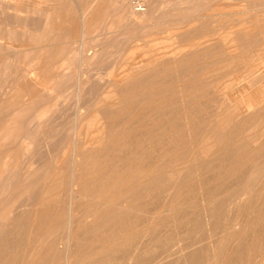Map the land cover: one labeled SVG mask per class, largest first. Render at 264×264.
<instances>
[{
    "label": "rangeland",
    "instance_id": "rangeland-1",
    "mask_svg": "<svg viewBox=\"0 0 264 264\" xmlns=\"http://www.w3.org/2000/svg\"><path fill=\"white\" fill-rule=\"evenodd\" d=\"M101 3L105 4L102 5L105 9ZM97 8L103 9L102 12ZM48 9H51L50 12ZM62 11L65 15L60 14V17L58 14ZM48 14L53 16V20L59 19L60 25L45 28ZM85 15H91L99 22L93 25V31L82 38L78 32L81 17ZM263 23L264 0H1L0 66H4L5 70L0 72V122L3 121L0 128L7 129L9 126V129L7 133L3 130L0 141L3 143L0 146V264H264ZM62 24L64 27H60ZM196 42L199 44L197 47ZM132 45L131 50L129 47ZM129 51H135L134 56H138V60L148 61L142 60L141 66L138 65L140 68H133V72L124 76L129 79L121 82L116 70L122 68L124 54ZM46 60L54 64L59 60L65 64V71L43 75ZM28 62L36 71H25ZM144 63L146 66L142 65ZM205 65L208 66L207 70ZM246 65H249L247 70ZM6 66L7 70L11 67V71L7 72ZM193 70L198 73L192 76ZM110 71L115 73L111 75ZM211 71L215 73L208 74ZM55 73L56 77L53 75ZM234 78H242L240 81L243 87L228 91L229 100L233 104L226 109L222 104L225 98L212 90L216 83L217 86L222 83L228 85ZM21 81L26 82L22 84ZM37 84L44 91L40 92V88L30 93L29 88ZM16 90L21 91L20 96L25 98L24 101L21 97V102L26 106L21 102L19 104L20 98H12ZM206 94L208 98H205ZM190 100L192 102L188 103ZM200 102L205 109H198L203 108ZM26 107L31 110L27 109L24 117H17L16 114ZM38 109L42 110L40 114ZM252 109L254 112L250 111V116L248 112ZM213 113L215 115L212 116ZM232 113L236 116H232ZM238 114L240 117L236 122ZM96 117L102 119L105 126L106 133L102 137L97 135V128L91 124V119ZM223 117L228 118L227 122L230 120L232 124L226 125L231 124L228 129L236 133L237 138L229 136L220 140L221 144L219 139L215 140L211 131L217 126L216 119ZM204 120L206 123H203ZM239 127L241 133L237 129ZM207 128L211 131H207ZM15 130L20 132L15 134ZM91 132L95 143L89 145L85 140ZM210 144L214 145L208 146ZM204 152H209L208 156ZM206 156L210 159L206 160ZM195 157L198 159L196 163ZM73 170L78 171L77 176L75 174L74 198L70 199L68 196L72 189L70 181L75 173ZM248 190L249 193L253 192L249 195ZM57 197L61 198L58 203L56 201L60 198L55 200ZM202 200H206L205 203ZM246 200L248 205L244 202ZM211 203L214 204L211 206ZM259 257H262L261 261Z\"/></svg>",
    "mask_w": 264,
    "mask_h": 264
},
{
    "label": "bare ground",
    "instance_id": "bare-ground-1",
    "mask_svg": "<svg viewBox=\"0 0 264 264\" xmlns=\"http://www.w3.org/2000/svg\"><path fill=\"white\" fill-rule=\"evenodd\" d=\"M0 1H1V0H0ZM97 1H98V0H97ZM2 2H4V1H2ZM45 2H46V1H45ZM57 2H58V1H57ZM43 3H44V2H43ZM88 4H89V3H88ZM88 4H87V5H88ZM114 4H116V3H114ZM180 4H181V3H180ZM5 5H6V4H5ZM36 5H37V4H36ZM51 5H52V4H51ZM95 5H96V4H95ZM102 5H103V4L101 3V6H102ZM104 5H105V4H104ZM104 5H103V6H104ZM124 5H125V4H124ZM139 5H140V4H139ZM18 6H19V5H18ZM45 6H46V4H45ZM78 6H79V4H78ZM78 6H77V7H78ZM103 6H102V7H103ZM106 6H108V5H106ZM109 6H110V5H109ZM122 6H123V5H122ZM42 7H43V5H42ZM48 7H49V6H48ZM99 7H100V6H99ZM127 7H128V6H127ZM26 8H27V7H26ZM34 8H35V7H34ZM40 8H41V7H40ZM46 8H47V7H46ZM46 8H45V10H46ZM103 8H104V7H103ZM124 8H125V7H124ZM131 8H132V7H131ZM53 9H54V8H53ZM80 9H81V7H80ZM104 9H105V8H104ZM110 9H111V6H110ZM114 9H115V8H114ZM128 9H130V8H128ZM188 9H189V8H188ZM9 10H10V9H9ZM48 10H49V9H48ZM50 10H51V9H50ZM50 10H49V12H50ZM60 10H61V9H60ZM60 10H59V11H60ZM68 10H69V9H68ZM85 10H86V9H85ZM88 10H89V9H88ZM96 10L102 12L103 9L100 10V8H97ZM180 10H181V9H180ZM180 10H179V11H180ZM245 10H246V9H245ZM81 11H82V9H81ZM108 11H109V7H108ZM137 11H138V10H137ZM16 12H17V11H16ZM20 12H22V11H20ZM43 12H44V11H43ZM46 12H47V10H46ZM51 12H52V11H51ZM56 12H57V11H56ZM63 12H64V11H62V13H59L58 15H60V14H64ZM89 12H90V11H89ZM101 12H100V13H101ZM103 12H104V11H103ZM39 13H40V12H39ZM68 13H69V12H68ZM77 13H78V12H77ZM244 13H246V12H244ZM94 14H95V13L93 12L92 15L94 16ZM201 14H202V13H201ZM54 15H56V14H54ZM64 15H65V14H64ZM70 15H71V14H70ZM78 15H79V14H78ZM80 15H81V13H80ZM96 15H97V14H96ZM143 15H144V14H143ZM56 16H57V15H56ZM68 16H69V15H68ZM75 16H76V15H75ZM93 16H91V15H90V16H89V15H85V16H82V17H81V21H80V25H79V26H80V30H79L78 33H80V35L82 36V38H84L86 34H88V33H90L91 31H93V28H94L93 25H97L96 23L99 22V21L96 22V21L93 19ZM40 17H41V16H40ZM60 17H61V15H60ZM99 17H101V16H99ZM142 17H143V16H142ZM147 17H148V16H147ZM186 17H187V16H186ZM58 18H59V16H58ZM65 18L67 19V17H65ZM65 18H61V19H64V20H65ZM179 18H180V17H179ZM215 18H216V17H215ZM72 19H73V18H72ZM76 19H77V17H76ZM148 19H149V18H148ZM192 19H193V18H192ZM93 20H94V21H93ZM96 20H97V19H96ZM98 20H101V19L98 18ZM106 20H107V19H106ZM108 20H109V19H108ZM54 21H55L57 24H53V23H55ZM61 21H63V20H61ZM65 21H67V20H65ZM73 21H74V20H73ZM103 21H104V20H103ZM171 21H172V20H171ZM177 21H178V20H177ZM180 21H181V20H180ZM26 22H27V21H26ZM28 22H29V21H28ZM28 22H27V23H28ZM134 22H135V21H134ZM59 23H60L59 19L53 20V16H52L51 14H48V15H47V19L45 20V24H44V25H45V28H49V27H51V26H55V25H58V26H59V25H60ZM65 23H66V22H65ZM73 23H75V21H74ZM73 23H71V24H73ZM77 23H78V22H77ZM148 23H149V22H148ZM239 23H243V24H245L244 22H239ZM66 24H67V23H66ZM71 24H70V26H71ZM150 24H151V22H150ZM263 24H264V23H263ZM41 25H42V24H41ZM102 25L104 26L103 22H102ZM202 25H203V24H202ZM79 26H78V28H79ZM106 26H107V25H106ZM197 26H198V25H197ZM246 26H247V25H246ZM254 26H255V25H254ZM60 27H64V25L62 24ZM72 27H73V26H72ZM96 27H98V26H96ZM235 27H236V26H235ZM238 27H239V26H238ZM241 27H242V26H241ZM241 27H240V28H241ZM252 27H253V26H252ZM255 27H257V26H255ZM262 27H263V26H262ZM67 28H68V27H67ZM98 28H99V27H98ZM140 28H141V27H140ZM193 28H195V27H193ZM230 28H231V27H230ZM232 28H233V27H232ZM240 28H238V29H240ZM247 28H249V27H247ZM253 28H254V27H253ZM75 29H76V28H75ZM137 29H138V28H137ZM149 29H150V28H149ZM202 29H203V28H202ZM235 29H236V28H235ZM238 29H237V30H238ZM141 30H142V28H141ZM189 30H190V29H189ZM231 30H233V29H231ZM237 30H235V31H237ZM241 30H242V29H241ZM65 31H67L66 28H65ZM73 31H74V28H73ZM73 31H72V33H73ZM75 31H76V30H75ZM100 31H101V30H100ZM184 31H185V30H184ZM195 31H196V30H195ZM195 31H194V32H195ZM257 31H258V30H257ZM63 32H64V31H63ZM103 32H104V31H103ZM129 32H130V31H129ZM131 32H133V31H131ZM249 32H250V31H249ZM249 32H248V33H249ZM78 33H77V34H78ZM92 33H94V32H92ZM192 33H193V32H192ZM196 33H197V32H196ZM198 33H199V32H198ZM254 33H255V32H254ZM59 34H61V33H59ZM73 34H74V33H73ZM199 34H200V33H199ZM249 34H250V33H249ZM252 34H253V32L251 33V35H252ZM261 34H262V33H261ZM263 34H264V33H263ZM25 35H26V34H25ZM56 35H57V34H56ZM56 35H55V37H56ZM62 35H63V34H62ZM64 35H66V33H65ZM138 35H139V34H138ZM33 36H34V35H33ZM47 36H48V35H46V37H47ZM67 36H68V35H67ZM199 36H201V34H200ZM219 36H220V35H219ZM9 37H10V36H9ZM59 37H60V36H59ZM68 37H70V36H68ZM76 37H77V36H76ZM171 37H172V36H171ZM171 37H170V38H171ZM245 37H246V36H245ZM251 37H252V36H250V38H251ZM47 38H48V37H47ZM87 38H88V37H87ZM188 38H189V37H188ZM261 38H262V37H261ZM29 39H30V37H29ZM70 39H71V38H70ZM172 39H173V37H172ZM182 39H185V38H182ZM191 39H192V38H191ZM229 39H230V38H229ZM0 40H1V39H0ZM86 40H87V39H86ZM257 40H258V39H257ZM257 40H256V42H257ZM3 41H4V40H3ZM33 41H34V40H33ZM182 41H183V40H182ZM191 41H192V40H191ZM1 42H2V40H1ZM41 42H42V41H41ZM67 42H68V40H67ZM82 42H83V41H82ZM197 42L200 43L199 40H198ZM197 42H196V43H197ZM5 43H6V42H5ZM45 43H47V42H45ZM136 43H137V42H136ZM191 43H192V42H191ZM193 43H194V42H193ZM202 43H204V41H203ZM263 43H264V42H263ZM6 44H7V43H6ZM10 44H11V43H10ZM17 44H18V43H17ZM27 44H28V43H27ZM41 44H42V43H41ZM54 44H55V43H54ZM56 44H57V43H56ZM67 44H68V43H66L65 45L67 46ZM91 44H92V43H91ZM174 44H175V43H174ZM180 44H181V43H180ZM185 44H186V43H185ZM187 44H188V42H187ZM197 44H198V43H197ZM200 44H201V43H200ZM255 44H256V43H255ZM7 45H8V44H7ZM23 45H24V44H23ZM192 45H193V44H192ZM202 45H203V44H202ZM246 45H247V44H246ZM253 45H254V44H253ZM253 45H252V46H253ZM48 46H49V45H48ZM54 46H55V45H54ZM54 46H53V47H54ZM193 46H194L193 48H195V45H193ZM197 46H199V44L196 45V47H197ZM243 46H244V47H247V46H245V45H243ZM60 47H61V45H60ZM131 47H133V45L129 47V48L132 50L133 48H131ZM136 47H137V46H136ZM136 47H135V48H136ZM181 47H182V46H181ZM181 47H180V48H181ZM185 47H188V45L185 46ZM260 47H261V46H260ZM2 48H4V47L2 46ZM13 48H14V47H13ZM180 48H179V49H180ZM242 48H243V47H242ZM99 49H100V48H99ZM130 49H129V50H130ZM184 49H185V48H184ZM184 49H183V50H184ZM235 49H236V48H235ZM242 50H243V49H242ZM24 51H25V50H24ZM236 51H237V50H236ZM90 52H91V51H90ZM188 52H190V51H188ZM244 52H245V51H244ZM248 52H249V51H248ZM141 53H142V52H141ZM180 53H181V52H180ZM180 53H179V54H180ZM184 53H185V51H184ZM241 53H242V52H241ZM134 54H135V51H134V52H133V51L126 52V54H124V61H123L122 64H121V65H122V68H121L120 70H116V73H117V72L119 73V74H118V73H117V74L120 76L119 78H120L121 82H122V81H125V80H127V79H129L128 77L126 78V77H124V76L127 75L128 73L133 72L134 69L137 68L138 65H139L140 63H142V62L145 61V60L142 59L143 61L141 60V61H142V62H141L140 60L137 59L138 56H134ZM142 54H143V53H142ZM175 54H176V53H175ZM187 54L189 55L190 53H187ZM195 54H197V53H195ZM244 54H245V53H244ZM16 55H17V54H16ZM64 55H65V54H64ZM143 55H144V54H143ZM143 55H142V56H143ZM183 55H185V54H183ZM192 55H193V54H192ZM192 55H191V57H192ZM238 55H239V54H238ZM19 56H20V55H19ZM54 56H55V55H54ZM57 56H58V54H57ZM93 56H94V55H93ZM173 56H174V55H173ZM242 56H243V54H242ZM17 57H18V56H17ZM33 57H35V55H34ZM40 57H41V56H40ZM95 57H96V55H95ZM135 57H136V58H135ZM191 57H190V58H191ZM193 57H194V56H193ZM239 57H240V56H239ZM5 58H6V55H5ZM5 58H4V59H5ZM22 58H23V57H22ZM63 58H64V57H63ZM174 58H175V57H174ZM194 58H195V57H194ZM194 58H193V61H194ZM14 60H15V59H14ZM23 60H24V59H23ZM36 60H37V59H36ZM40 60H41V59H40ZM195 60H196V59H195ZM6 61H7V60H6ZM12 61H13V59H12ZM43 61H44V58H43ZM46 61H47V60H46ZM48 61H49V60H48ZM48 61H47V64H46L45 70L42 71V74H43V75H44L45 73H47V72H48V73H49V72H58V73H59L60 71H62V72L65 71V69H66L65 64L59 62V60H58V62L56 61L55 64H54L53 62H48ZM53 61H54V60H53ZM63 61H64V59H63ZM65 61H66V60H65ZM94 61H95V60H94ZM94 61H93V62H94ZM147 61H148V60L146 59L145 62H147ZM152 61H153V60H152ZM152 61H151V62H152ZM260 61H261V60H260ZM90 62H91V61H90ZM2 63H3V62H2ZM2 63H1V64H2ZM5 63H7V62H5ZM11 63H12V62H11ZM14 63H15V62H14ZM14 63H13V64H14ZM21 63H22V61H21ZM33 63H34V62H33ZM69 63H70V62H69ZM186 63H187V62H186ZM186 63H185V64H186ZM239 63H240V62H239ZM239 63H238V64H239ZM243 63H244V62H243ZM22 64H23V63H22ZM39 64H41V63H39ZM165 64H166V63H165ZM174 64H176V62H175ZM185 64H184V65H185ZM240 64H241V63H240ZM244 64H245V63H244ZM24 65H25V63H24ZM41 65H43V64H41ZM142 65H145V63L142 64ZM177 65H178V64H177ZM180 65H181V64H180ZM182 65H183V64H182ZM187 65H188V64H187ZM199 65H200V64H199ZM212 65H213V64H212ZM241 65H242V64H241ZM7 66H8V65H7ZM7 66H6V70L8 69ZM11 66H12V65H11ZM26 66L28 67L27 70H25L26 72H27L28 70H29V72H30V71H36L35 69L32 68V66H31V64H30L29 62L26 63ZM39 66H40V65H39ZM140 66H141V64H140ZM145 66H146V65H145ZM163 66H164V65H163ZM189 66H190V65H189ZM192 66H193V65H192ZM206 66H207V65H205V68H206ZM209 66H210V65H209ZM246 66H247V65H246ZM257 66H258V65H257ZM259 66H260V65H259ZM3 67H4V66H3ZM3 67H2V68H3ZM13 67H14V66H13ZM19 67H20V66H19ZM123 67H125V68H123ZM126 67H128V68H126ZM207 67H208V66H207ZM2 68H1V66H0V72H1V70H5V67H4V69H2ZM10 68H11V67H9V70H7V72H8V71H11ZM14 68H15V67H14ZM133 68H134V69H133ZM138 68H140V67H138ZM165 68H166V67H165ZM201 68H202V67H201ZM201 68H200V70H201ZM243 68H245V67H243ZM247 68L249 69V65H248L245 69L247 70ZM252 68H255V67L252 66ZM256 68H257V67H256ZM18 69H19V68H18ZM238 69H239V68H238ZM238 69H237V70H238ZM13 70H14V69H13ZM16 70H17V69H16ZM41 70H42V69H41ZM41 70H39V71H41ZM177 70H178V68H177ZM196 70H197V69H196ZM202 70H204V69H202ZM206 70H207V68H206ZM206 70H205V71H206ZM230 70H231V69H230ZM240 70H241V69H240ZM242 70H243V69H242ZM242 70H241V71H242ZM250 70H251V69H250ZM250 70H249V72H250ZM190 71H191V70H190ZM193 71H194V70H193ZM205 71H204V72H205ZM209 71H210V70H209ZM209 71H207V72H209ZM215 71H217V69H215ZM218 71H219V69H218ZM238 71H239V70H238ZM251 71H253V70H251ZM260 71H261V69H260ZM62 72H61V73H62ZM110 72H111V73H110L111 75H112V73H115V72H112V71H110ZM181 72H182V71H181ZM196 72H197V71L192 72L191 75L193 76V73H196ZM200 72H202V71H200ZM219 72H221V70H220ZM223 72H224V71H223ZM234 72H235V71H234ZM239 72H240V71H239ZM257 72H258V71H257ZM261 72H262V71H261ZM12 73H13V71H12ZM24 73H25V72H24ZM40 73H41V72H40ZM61 73H60V74H61ZM197 73H198V72H197ZM212 73H215V72H214V71H213V72L211 71V73H208V74H212ZM228 73H229V72H228ZM4 74H6V75H4V76H7V73H4ZM10 74H11V73H10ZM37 74H38V73H37ZM117 74H115V75H117ZM0 75H1V74H0ZM14 75H15V74H14ZM21 75H22V74H21ZM34 75H35V74H34ZM53 75H55V77H56V73L53 74ZM53 75H52V76H53ZM61 75H62V74H61ZM111 75H110V76H111ZM132 75H133V74H132ZM185 75H186V74H185ZM185 75H184V76H185ZM189 75H190V74H189ZM1 76H2V75H1ZM9 76H10V75H9ZM108 76H109V75H108ZM133 76H134V75H133ZM152 76H153V75H152ZM194 76H195V75H194ZM203 76H205V75H203ZM246 76H247V75H246ZM7 77H8V76H7ZM22 77H24V76H22ZM32 77H33V76H32ZM42 77H44V76H42ZM46 77H48V75H47ZM57 77H59V75H57ZM112 77H113V76H112ZM131 77H132V76H131ZM135 77H136V76H135ZM5 78H6V77H5ZM10 78H11V77H10ZM13 78H14V77H13ZM53 78H54V77H53ZM106 78H107V77H106ZM117 78H118V76H117ZM216 78H217V77H216ZM18 79H19V78H18ZM23 79H25V78H23ZM34 79H35V78H34ZM37 79L40 80L39 78H37ZM48 79H49V78H48ZM85 79H86V78H85ZM101 79H102V78H101ZM108 79H109V78H108ZM112 79H113V78H112ZM112 79H111V80H112ZM146 79H147V78H146ZM185 79H186V78H185ZM193 79H194V78H193ZM241 79H242V78H241ZM241 79H240V80H241ZM8 80H9V79H8ZM12 80H13V79H12ZM25 80H27V79H25ZM53 80H55V79H53ZM114 80H115V79H114ZM139 80H140V79H139ZM180 80H181V79H180ZM191 80H192V79H191ZM207 80H208V79H207ZM240 80L234 78V80L232 79V81H231L228 85H223V83L221 82V83H222L221 85H218V86H217V83H216V86H214V89L212 90V91H214L213 93H216V94H218V95H221V96H223V97L225 98V99H224L225 102L222 103L224 108H226V109H227L228 107L231 108L230 106H231L233 103L230 102V100H229V97H228V91H230V89L240 88V87L242 86V84H241L242 82H241ZM15 81H16V80H15ZM15 81H14V82H15ZM27 81H28V83H29V82H30V79L27 80ZM99 81H100V80H99ZM104 81H105V80H104ZM183 81H186V80H183ZM187 81H188V80H187ZM211 81H212V80H211ZM229 81H230V80H229ZM246 81H247V80H246ZM260 81H261V80H260ZM6 82H7V81H6ZM14 82H13V83H14ZM21 82H23L22 84H24V82H26V81H21ZM53 82H54V81H53ZM95 82H96V81H95ZM97 82H98V80H97ZM190 82H191V81H190ZM195 82H196V81H195ZM205 82H207V81L205 80ZM213 82H214V81H213ZM7 83H8V82H7ZM13 83H11V86H12ZM30 83H33V82L31 81ZM38 83H39V82H38ZM79 83H80V79H79ZM87 83H88V82H87ZM103 83H104V82H103ZM179 83H180V82H179ZM188 83H189V81H188ZM209 83H210V82H209ZM211 83H212V82H211ZM214 83H215V82H214ZM224 83H225V82H224ZM226 83H227V82H226ZM3 84H4V83H3ZM14 84H15V83H14ZM16 84H18V82H16ZM90 84H91V83H90ZM108 84H109V83H108ZM151 84H152V83H151ZM212 84H213V83H212ZM19 85H20V84H19ZM29 85H30V84H28V86H29ZM35 85H36V84H35ZM38 85H39V84H37V86H33V85H32V86L29 88L30 93H34V92L38 91V90L41 88V86H40V88H39ZM110 85H111V84H110ZM168 85H169V84H168ZM222 85H223V86H222ZM13 86H15V85H13ZM16 86H17V85H16ZM26 86H27V84H26ZM107 86H108V85H107ZM137 86H138V85H137ZM141 86H143V84H142ZM191 86H192V84H191ZM199 86H201V84L198 85V88H199ZM202 86H203V85H202ZM211 86H213V85H211ZM249 86H250V85H249ZM3 87H4V86H3ZM17 87H19V86H17ZM78 87H79V86H78ZM105 87H106V86H105ZM110 87H111V86H109V88H110ZM155 87H156V86H155ZM181 87H182V89L184 88L183 86H181ZM207 87H208V85H207ZM242 87H243V86H242ZM244 87H245V86H244ZM79 88H80V87H79ZM137 88H138V87H137ZM156 88H158V87H156ZM174 88H175V87H174ZM176 88H177V87H176ZM187 88H189V87L187 86ZM208 88H209V87H208ZM8 89H9V88H8ZM20 89H21V88H20ZM89 89H92V88H89ZM103 89H104V88H103ZM192 89L194 90V88H192ZM192 89H191V90H192ZM12 90H13V89H12ZM12 90H11V92H12ZM24 90H25V88H24ZM42 90L44 91V88H41L40 92H41ZM59 90H60V89H59ZM87 90H88V89H87ZM130 90H131V89H130ZM144 90H145V89H144ZM146 90H147V89H146ZM172 90H173V89H172ZM180 90H181V88H180ZM191 90H190V92H191ZM193 90H192V91H193ZM195 90H196V89H195ZM244 90H245V89H244ZM16 91H17V92H14V91H13L14 93L12 94V95H13L12 98L15 99V100H16V99L18 100V98H20V101H18V102H19V104H21V103H22V102H21V99L24 98V97L20 96V95H21V93H20L21 91H20V90H16ZM82 91H83V90H82ZM84 91H85V89H84ZM103 91H104V90H103ZM175 91H177V89H175ZM181 91H182V90H181ZM185 91H186V90H185ZM199 91H201V89H200ZM205 91H206V90H205ZM212 91H209V92L211 93ZM7 92H8V90H7ZM11 92H10V95H11ZM50 92H51V91H50ZM52 92H53V91H52ZM88 92H89V91H88ZM101 92H102V91H101ZM112 92H114V90H113ZM138 92H139V91H138ZM173 92H174V90H173ZM250 92H251V91H250ZM30 93H29V94H30ZM48 93H49V92H48ZM105 93H106V92H105ZM122 93H123V92H122ZM180 93H181V92H180ZM203 93H204V92H203ZM213 93H211V95H212ZM43 94H44V93H43ZM79 94H80V93H79ZM81 94H82V93H81ZM83 94L85 95V93H83ZM102 94H103V93H102ZM111 94H113V93H111ZM166 94H167V93H166ZM166 94H165V95H166ZM169 94H171V91L169 92ZM182 94H183V92H182ZM192 94H193V93H192ZM7 95H8V94H7ZM10 95H9V97H11ZM35 95H36V93H35ZM47 95H48V94H47ZM86 95L88 96V94H86ZM104 95H105V94H104ZM206 95H207V94H206ZM31 96H33V95H31ZM39 96H40V95H39ZM42 96H43V95H42ZM181 96H182V95H181ZM185 96H187V95H185ZM185 96H183V97L185 98ZM21 97H22V98H21ZM75 97H76V96H75ZM80 97H81V96H80ZM90 97H91V96H90ZM196 97H197V96H196ZM198 97L200 98V96H198ZM203 97H204V96H203ZM208 97H209V96L207 95V97H205V98H208ZM215 97H216V96H215ZM37 98H38V97H37ZM46 98H48V97H46ZM78 98H79V97H78ZM116 98H118V97L116 96ZM188 98H189V97H188ZM194 98H195V97H194ZM4 99H5V98H4ZM26 99H28V98H26ZM41 99H42V98H41ZM41 99H40V100H41ZM88 99H89V98H88ZM176 99H178V98H176ZM197 99H198V98H197ZM15 100H14V101H15ZM200 100H201V99H200ZM204 100H205V99H204ZM216 100H217V99H216ZM216 100H214V101H216ZM263 100H264V99H263ZM5 101H6V100H5ZM7 101H8V100H7ZM9 101H10V100H9ZM11 101H12V99H11ZM14 101H12V102H14ZM24 101H25V98H24ZM78 101H79V100H78ZM91 101H92V100H91ZM115 101H116V100H115ZM172 101H173V100H172ZM172 101H171V102H172ZM180 101H181V99H180ZM180 101H179V102H180ZM193 101H194V100H193ZM20 102H21V103H20ZM184 102H185V101H184ZM190 102H192V101L190 100L188 103H190ZM196 102H197V101H196ZM198 102H199V101H198ZM198 102H197V103H198ZM201 102H202V101H201ZM201 102H200V103H201ZM203 102H204V101H203ZM206 102H207V101H206ZM233 102H234V101H233ZM14 103H16V102H14ZM25 103H26V102H25ZM27 103H28V102H27ZM27 103H26V104H27ZM111 103H112V102H111ZM175 103H176V102H175ZM177 103H178V102H177ZM177 103H176V104H177ZM197 103H195V104H197ZM263 103H264V102H263ZM3 104H4V103H3ZM5 104H6V102H5ZM8 104H9V103H8ZM16 104H17V103H16ZM23 104H24V103H22V105H23ZM34 104H35V103H34ZM48 104L50 105V103H48ZM48 104H46V105L48 106ZM51 104H52V101H51ZM117 104H118V103H117ZM136 104H137V103H136ZM191 104H192V103H191ZM195 104H194V105H195ZM215 104H216V103H215ZM229 104H230V105H229ZM1 105H2V104H1ZM9 105H10V104H9ZM17 105H18V104H17ZM24 105H25V104H24ZM35 105H37V103H36ZM114 105H115V104H114ZM183 105L186 106L187 104L184 103ZM200 105H201L203 108H198V109H200V110H201V109H205L204 106H203V105H204L203 103H201ZM209 105H210V104H209ZM211 105H212V104H211ZM217 105H218V104H217ZM220 105H221V104H220ZM235 105H236V103H235ZM242 105H243V104H242ZM261 105H262V104H261ZM25 106H26V105H25ZM27 106H28V105H27ZM29 106H30V104H29ZM47 106H46V107H47ZM54 106H55V104H54ZM82 106H83V105H82ZM115 106H116V105H115ZM142 106H143V105H142ZM158 106H159V105H158ZM190 106H191V105H190ZM218 106H219V105H218ZM262 106H263V105H262ZM1 107H2V106H1ZM9 107H10V106H9ZM23 107H24V106H23ZM42 107H43V106H42ZM42 107H41V108H42ZM86 107H87V106H86ZM188 107H189V106H188ZM207 107H208V106H207ZM210 107H211V106H210ZM223 107H222V108H223ZM236 107H238V106L236 105ZM239 107H240V106H239ZM256 107H258V106H256ZM5 108H6V107H5ZM33 108H34V107H33V105H32V108H31V109H33ZM35 108H36V107H35ZM87 108H88V107H87ZM111 108H113V106H112ZM180 108H181V107H180ZM193 108H194V107H193ZM196 108H197V107H196ZM196 108H195L194 110H196ZM211 108H212V107H211ZM219 108H220V107H219ZM232 108H234V107H232ZM19 109H20V108H19ZM27 109H28V108L26 107V108H24V109L22 108V110L19 111L18 109L15 108V110H18V111H19V112L16 114L17 117H24V114H25V112H26ZM31 109H28V110H31ZM36 109H37V108H36ZM42 109H46V108H42ZM137 109H138V108H137ZM137 109H136V111H137ZM176 109H177V108H176ZM185 109H186V107H185ZM191 109H192V107H191ZM215 109H216V108H215ZM217 109H218V108H217ZM238 109H240V108H238ZM238 109H237V111H238ZM242 109H243V108H242ZM245 109H246V108H245ZM256 109H257V108H256ZM262 109H263V108L260 109V112H261ZM4 110L6 111V109H4ZM8 110H10V109H8ZM13 110H14V109H13ZM15 110H14V112H15ZM28 110H27V112H28ZM162 110H164V109H162ZM169 110H170V109H169ZM230 110H231V109H228V111H230ZM5 111H4V113H7V112H5ZM32 111H33V110H32ZM38 111H39V114H40V112H41L42 110L40 111V110L38 109ZM38 111H37V112H38ZM81 111H82V109H81ZM107 111H108V110H107ZM174 111H175V110H174ZM174 111H171V112H174ZM185 111H186V110H185ZM187 111H188V110H187ZM202 111H203V110H202ZM202 111H201V112H202ZM216 111H217V110H216ZM216 111H214V113H216ZM223 111H224V110H223ZM226 111H227V110H226ZM228 111H227V112H228ZM237 111H236V113H237ZM239 111H241V110H239ZM244 111H245V110H244ZM247 111H248V110H247ZM250 111H253V109H252V110H249V112H248L249 115H250V113H251ZM255 111H256V110H255ZM29 112H30V111H29ZM37 112H36V113H37ZM43 112H44V110H43ZM79 112H80V110H79ZM146 112H147V111H146ZM166 112H167V110H166ZM166 112H165V114H166ZM193 112L195 113V111H193ZM197 112H198V111H197ZM221 112H222V111H221ZM232 112H233V111H232ZM234 112H235V111H234ZM253 112H254V111H253ZM253 112H252V113H253ZM1 113H2V112H1ZM77 113H78V111H77ZM77 113H76V114H77ZM87 113H88V112H87ZM188 113H189V118H190V112H188ZM199 113H200V111H199ZM214 113L212 114V116L215 115ZM228 113H229V112H228ZM258 113H259V112H258ZM258 113H257V114H258ZM37 114H38V113H37ZM44 114H45V113H44ZM78 114H79V113H78ZM80 114H81V113H80ZM96 114H97V113H96ZM141 114H142V113H141ZM145 114H146V113H145ZM156 114H158V113H156ZM185 114H186V113H185ZM192 114H193V113H192ZM192 114H191V115H192ZM200 114H201V113H200ZM209 114H210V113H208V115H209ZM216 114H217V113H216ZM234 114H235V113H232L231 115L234 116ZM14 115H15V114H14ZM26 115H27V114H26ZM41 115H42V113H41ZM41 115H40V116H41ZM159 115H160V114H159ZM179 115H180V114H179ZM194 115L196 116L197 114L195 113ZM194 115H193V116H194ZM204 115H206V114H204ZM224 115H226V114H224ZM231 115H230V117H232ZM240 115H242V114H240ZM246 115H247V114H246ZM40 116H39V117H40ZM128 116H129V115H128ZM193 116H192L191 118H193ZM235 116H236V114H235ZM244 116H245V115H244ZM250 116H251V115H250ZM99 117H101V115H100ZM153 117H155V116H153ZM156 117H158V115H157ZM156 117H155V118H156ZM165 117H166V116H165ZM200 117H201V116H200ZM203 117H204V116H203ZM203 117H202V118H203ZM209 117H210V115H209ZM218 117H219V116H218ZM221 117H222V116H221ZM239 117H240V116H239V114H238L237 119H235L236 122H237V120H238ZM241 117H242V116H241ZM252 117H254V116H252ZM1 118H2V117H1ZM35 118H36V117H35ZM37 118H38V117H37ZM150 118H151V117H150ZM187 118H188V117H187ZM187 118H186V120L188 121ZM206 118H207V117H206ZM17 119H18V118H17ZM93 119H94V120L91 119V121H92L91 124H92V126L94 125V126L97 128V130H96V131H97V135H101V137H102V135L104 136V134H105L106 132H105V126H104V123L102 124V122H101L102 119L100 120L98 117L93 118ZM125 119H126V118H125ZM148 119H149V118H148ZM157 119H158V118H157ZM160 119H161V118H160ZM160 119H159V120H160ZM182 119L185 121L184 118H182ZM195 119H196V118H195ZM195 119H194V120H195ZM197 119H201V118L198 117ZM230 119H231V118H230ZM245 119L247 120L248 118H245ZM259 119H261V118H259ZM262 119H263V117H262ZM6 120H7V119H6ZM18 120H19V119H18ZM30 120H31V119H30ZM30 120H29V121H30ZM37 120H38V119H37ZM76 120H77V117H76ZM164 120H165V119H164ZM164 120H161V121H164ZM178 120H179V119H178ZM194 120H193V122H194ZM201 120H202V119H201ZM201 120H199V121H201ZM208 120H209V119H208ZM208 120H207V121H208ZM227 120H228V118H225V117H223L222 119H220V118H219V119H216V121H218V123H217V126H216V127H213V131H211L209 128H207V129H209V130H207V131H211V134H213L212 136L216 138V139H215L216 141L219 139L218 141L220 142V140H222V139H226V138L229 137V136H230V137H232V136H233V137H234V136L236 137V136H237L236 133H235V134H236V135H235L234 133H232V132L229 131L230 129H228V127H230V125H231L232 123L229 122L230 120L227 122ZM231 120H232V119H231ZM263 120H264V119H263ZM26 121H27V120H26ZM32 121H34V120H32ZM50 121H51V120H50ZM89 121H90V120H89ZM138 121H139V120H138ZM196 121H198V120H196ZM233 121H234V120H233ZM244 121H245V120H244ZM244 121H243V122H244ZM2 122H3V121H2ZM2 122H0V123H2ZM15 122H16V121H15ZM30 122H31V121H30ZM30 122H29V123H30ZM80 122H81V121H80ZM124 122H125V121H124ZM240 122H242V121L240 120ZM259 122H260V121H259ZM13 123H14V122H13ZM203 123H206V121L204 120ZM226 123H227V124H228V123H231V124H230L229 126H227ZM4 124H5V123H4ZM9 124H10V123H9ZM124 124H125V123H124ZM162 124H163V123H162ZM169 124H170V123H169ZM169 124H168V125H169ZM172 124H173V123H172ZM176 124H177V123H176ZM184 124H185V123H183V125H184ZM187 124H188V123H187ZM192 124H194V123H192ZM192 124H191V125H192ZM238 124H239V123H238ZM247 124H248V122H247ZM148 125H152V124H148ZM177 125H178V124H177ZM191 125H190V126H191ZM211 125H212V123H211ZM239 125H241V123H240ZM239 125H238V126H239ZM242 125H243V124H242ZM2 126H3V124H2ZM38 126H39V125H38ZM40 126H41V125H40ZM94 126H93V127H94ZM169 126H170V125H169ZM180 126H181V125H180ZM202 126L204 127V125H202ZM235 126H237V125H235ZM0 127H1V126H0ZM77 127H78V126H77ZM90 127H91V126H90ZM147 127H148V126H147ZM178 127H179V126H178ZM178 127H177V128H178ZM200 127H201V126H200ZM208 127H210V125H209ZM233 127H234V126H233ZM246 127H247V125H246ZM16 128H17V127H16ZM16 128L14 127V129H16ZM38 128H40V127H38ZM116 128H117V127H116ZM165 128H166V127H165ZM167 128H168V126H167ZM177 128H176V129H177ZM189 128H190V127H189ZM196 128H197V127H196ZM235 128H236V127H235ZM240 128H241V127L237 128V129L239 130ZM7 129H9V126H8ZM7 129H6V128H5V129H3V128L1 129V128H0V141H1V138H2V136H3V134H4L3 130H5L6 133H7ZM14 129H13V131H14ZM17 129H19V128H17ZM26 129H27V127H26ZM92 129H93V128H92ZM126 129L128 130L129 127L126 128ZM142 129H143V128H142ZM184 129H185V128H184ZM198 129L201 130V128H198ZM204 129H205V128H204ZM242 129H243V128H242ZM76 130H77V129H76ZM89 130H90V128H89ZM118 130H119V129H118ZM146 130H147V129H146ZM148 130H150V129H148ZM148 130H147V131H148ZM165 130H166V129H165ZM181 130H182V129H181ZM181 130H180V132H181ZM243 130H244V129H243ZM243 130H242V131H243ZM263 130H264V129H263ZM9 131H10V130H9ZM17 131H19V130H17ZM17 131L15 130V134H16ZM86 131H87V130H86ZM171 131H172V130H171ZM173 131H174V130H173ZM205 131H206V130H205ZM207 131H206V132H207ZM231 131H232V129H231ZM234 131L238 133L237 130L234 129ZM19 132H20V131H19ZM19 132H18V133H19ZM116 132H117V131H116ZM139 132H140V131H139ZM145 132H146V131H145ZM149 132H150V131H149ZM149 132H148V133H149ZM167 132H168V129H167ZM178 132H179V130H178ZM190 132H191V131H190ZM212 132H213V133H212ZM239 132H240V130H239ZM53 133H54V132H53ZM91 133H92V132H91ZM91 133H90V134L88 133V139L85 140V141H87V144H89V145L95 143V141H94V140H95V138H94V134L92 133V134H93V136H92ZM94 133H95V131H94ZM132 133H133V132H132ZM142 133H143V132H142ZM171 133H173V132H171ZM174 133H175V132H174ZM191 133H192V132H191ZM191 133H190V134H191ZM195 133H196V132H195ZM240 133H241V132H240ZM256 133H257V132H256ZM19 134H20V133H19ZM82 134H83V132H82ZM134 134H135V133H134ZM139 134H141V133H139ZM145 134H146V133H145ZM149 134H150V133H149ZM155 134H156V133H155ZM168 134H169V133H168ZM176 134H177V133H176ZM186 134H187V132H186ZM201 134H203V133H201ZM238 134H239V133H238ZM7 135H9V134H7ZM7 135H5V136H7ZM75 135H76V134H75ZM89 135H90V136H89ZM173 135H174V134H173ZM173 135H172V136H173ZM198 135H199V132H198ZM206 135H207V134H206ZM246 135H247V134H246ZM18 136H20V135H18ZM78 136H79V135H78ZM86 136H87V134H86ZM146 136H147V135H146ZM157 136H158V135H157ZM179 136H180V134H179ZM181 136H182V135H181ZM181 136H180V137H181ZM187 136H188V135H187ZM195 136H196V135H195ZM208 136H209V135H208ZM210 136H211V135H210ZM210 136H209V137H210ZM242 136H243V134H242ZM262 136L264 137V134H263ZM15 137H16V136H15ZM15 137H14V138H15ZM82 137H83V136H82ZM167 137L169 138V136H167ZM174 137L176 138L177 136L175 135ZM191 137H192V135H191ZM191 137H190V139H191ZM235 137H234V138H235ZM244 137H245V136H244ZM14 138L12 139L13 141H14ZM16 138H17V137H16ZM16 138H15V139H16ZM18 138H19V137H18ZM75 138H77V136H75ZM75 138H74V139H75ZM85 138H86V137H85ZM165 138H166V137H165ZM165 138H164V139H165ZM187 138H189V137H187ZM234 138H232L230 141L232 142V140H233ZM236 138H237V137H236ZM236 138H235V139H236ZM238 138L240 139V138H242V137H238ZM113 139H114V138H113ZM166 139H167V138H166ZM204 139H205V138H204ZM208 139H209V138H208ZM212 139L214 140V138H212ZM261 139H262V138H261ZM16 140H17V139H16ZM16 140H15V141H16ZM51 140H52V139H51ZM75 140H76V139H75ZM170 140H171V139H170ZM186 140H187V139H186ZM195 140H197V139L195 138ZM206 140H207V138H206ZM30 141H31V140H30ZM37 141H38V140H37ZM164 141H165V140H164ZM166 141H167V140H166ZM175 141H176V139H175ZM181 141H183V140L181 139V140H180V143H182ZM184 141H185V140H184ZM226 141H227V140H226ZM235 141H236V140H235ZM235 141H233L235 144H238V143H239V142L236 143ZM259 141H260V140H259ZM259 141H258V142H259ZM11 142H12V141H11ZM45 142H46V141H45ZM168 142H169V141H168ZM192 142H193V141H192ZM205 142H206V141H205ZM209 142H210V141H209ZM219 142H218V143H219ZM221 142H222V141H221ZM221 142H220V143H221ZM224 142H225V141H224ZM242 142H243V141H242ZM256 142H257V141H256ZM256 142H254V143H256ZM260 142H261V141H260ZM31 143H32V142H31ZM31 143H30V144H31ZM185 143H186V142H185ZM213 143H214V142H213ZM234 143H233V145H234ZM254 143H253V144H254ZM1 144H3V143L1 142V143H0V146H1ZM10 144H12V143H10ZM10 144H9V145H10ZM85 144H86V143H85ZM96 144H97V143H96ZM103 144H104V143H102V145H103ZM112 144H113V143H112ZM156 144H157V143H156ZM160 144H161V143H160ZM162 144H163V143H162ZM167 144H168V143H167ZM190 144H191V143H190ZM194 144H195V143H194ZM194 144H193V145H194ZM207 144H208V143H207ZM221 144H223V143H221ZM231 144H232V143H230V145H231ZM250 144H251V143H250ZM256 144H258V143H256ZM9 145H8L7 147H9ZM20 145H21V144H20ZM97 145H98V144H97ZM97 145H96V146H97ZM102 145H101V146H102ZM177 145L180 146V145L178 144V142H177ZM193 145H192V146H193ZM213 145H214V144H213ZM213 145H212V146H213ZM219 145H220V144H219ZM226 145H227V144H226ZM233 145H231V146H233ZM254 145H255V144H254ZM254 145H253V146H254ZM4 146H5V145H4ZM23 146H24V145H23ZM23 146H22V147H23ZM26 146H28V145H26ZM29 146H30V145H29ZM94 146H95V145H94ZM147 146H148V145H147ZM149 146H150V145H149ZM160 146H162V145H160ZM173 146H174V144H173ZM194 146H195V145H194ZM200 146H201V145H200ZM206 146H207V145H206ZM206 146H205V147H206ZM208 146H211V144L208 145ZM208 146H207V147H208ZM212 146H211V147H212ZM220 146H221V145H220ZM253 146H252V147H253ZM262 146H263V145H262ZM5 147H6V146H5ZM5 147H4V148H5ZM85 147H86V146H85ZM105 147H106V146H105ZM165 147H166V146H165ZM184 147H185V146H184ZM203 147H204V146H203ZM211 147H210V148H211ZM217 147H218V145H217ZM217 147H216V148H217ZM224 147H225V146H224ZM244 147H245V146H244ZM248 147L251 148L250 145H248ZM248 147H247V148H248ZM13 148H14V147H13ZM15 148H16V143H15ZM15 148H14V149H15ZM103 148H104V147H103ZM103 148H101V149H103ZM160 148H161V147H160ZM162 148H163V146H162ZM171 148H172V147H171ZM199 148H200V147H199ZM247 148H246V152L249 153V151H247ZM249 148H248V149H249ZM260 148H261V147H260ZM5 149H6V148H5ZM16 149H17V151H18V148H16ZM156 149H158V148H156ZM206 149H207V148H206ZM208 149H209V148H208ZM218 149H220V147H219ZM218 149H216V150H218ZM225 149H229V148H225ZM258 149H259V147H258ZM261 149H262V148H261ZM2 150L4 151V149H2ZM6 150H8V149H6ZM9 150H11V149H9ZM19 150H21V148H20ZM29 150H30V149H29ZM31 150H32V149H31ZM75 150H76V149H75ZM99 150H100V149H99ZM125 150H126V149H125ZM174 150H175V149H174ZM210 150H211V149H210ZM210 150H206V152H207V151H210ZM223 150H224V149H223ZM234 150H235V149H234ZM259 150H260V149H259ZM12 151H13V150H12ZM12 151H11V152H12ZM35 151H36V150H35ZM123 151H124V150H123ZM155 151H156V150H155ZM167 151H168V150H167ZM167 151H165V152H167ZM182 151H183V150H182ZM197 151H198V150H197ZM219 151H220V150H219ZM257 151H258V150H257ZM4 152H5V151H4ZM4 152H3V153H4ZM19 152H20V151H19ZM32 152H33V151H32ZM172 152H173V151H172ZM195 152H196V151H194L193 153H195ZM202 152H203V150H202ZM221 152H222V151H221ZM241 152H242V149H241ZM246 152H245V153H246ZM1 153H2V152H1ZM3 153H2V154H3ZM199 153H201V150H200ZM208 153H209V152H208ZM208 153H205V152H204V154H206V155H207ZM261 153H262V151H261ZM4 154H5V153H4ZM15 154H16V152H15ZM30 154H31V153H30ZM54 154H56V153H54ZM139 154L141 155L140 152H139ZM147 154H148V153H147ZM177 154H178V153H177ZM210 154H211V153H210ZM219 154H220V153H219ZM219 154H218V155H219ZM234 154H235V153H234ZM243 154H244V153H243ZM0 155H1V154H0ZM24 155H25V154H24ZM32 155H33V154H32ZM75 155H76V153H75ZM125 155H126V154H125ZM155 155H156V154H155ZM155 155H154V156H155ZM157 155H159V154L157 153ZM201 155H202V154H201ZM213 155H214V154H213ZM227 155H228V154H227ZM237 155H238V153H237ZM246 155H247V154H246ZM263 155H264V154H263ZM2 156H3V155H2ZM33 156H34V155H33ZM161 156H162V155H161ZM169 156H170V155H169ZM176 156H177V155H176ZM178 156H179V155H178ZM185 156H188V155H185ZM207 156H208V155H207ZM207 156L205 157L206 160H207V159H210V158H207ZM220 156H221V155H220ZM223 156H224V155H223ZM247 156H248V155H247ZM29 157H30V156H29ZM74 157H75V156H74ZM95 157H97V156H95ZM174 157H175V156H174ZM202 157H203V156H201L200 159H201ZM228 157H230V156H228ZM256 157H257V156H256ZM0 158H1V157H0ZM137 158H138V157H137ZM165 158H166V156H165ZM165 158H164V159H165ZM189 158H190V156H189ZM213 158H214V157H213ZM222 158H223V157H222ZM240 158H241V157H240ZM1 159H2V158H1ZM1 159H0V160H1ZM75 159H76V158H75ZM77 159L80 160L79 157H77ZM152 159H153V158H152ZM184 159H185V158H184ZM195 159H196V160H195V163H196V161H197L198 159H197L196 157H195ZM229 159H230V158H229ZM233 159H234V158H233ZM257 159H258V158H257ZM72 160H73V159H72ZM211 160H212V158H211ZM222 160L224 161L225 159H222ZM159 161H160V160H159ZM240 161H241V159H240ZM10 162H11V160H10ZM79 162H81V161H79ZM150 162H151V161H150ZM191 162H194V161L191 160ZM199 162H200V160H199ZM205 162H206V161H205ZM228 162H229V161H228ZM234 162H235V161H234ZM241 162H242V161H241ZM241 162H240V163H241ZM73 163H75V162H73ZM77 163H78V162H77ZM183 163H184V162H183ZM212 163H214V161H213ZM240 163H238V164H240ZM32 164H33V163H32ZM121 164H122V163H121ZM193 164H194V163H193ZM218 164H220V163H218ZM227 164H228V163H226L225 165H227ZM19 165H20V163H19ZM156 165H157V164H156ZM176 165H177V164H176ZM189 165H191V164H189ZM201 165H202V164H201ZM215 165H216V164H215ZM242 165H243V164H242ZM31 166H32V165H31ZM107 166H108V165H107ZM128 166H129V165H128ZM168 166H169V165H168ZM168 166H167V167H168ZM181 166H183V164H181ZM185 166H186V165H185ZM193 166H194V165H193ZM216 166H218V165H216ZM22 167H24V165H23ZM145 167H146V166H145ZM178 167H179V166H178ZM206 167H207V166H206ZM208 167H210V166H208ZM213 167H214V164H213ZM222 167H224V165H222ZM242 167H243V166H242ZM247 167H248V166H247ZM247 167H246V168H247ZM253 167H254V166H253ZM0 168H2V167H0ZM74 168H75V167H74ZM202 168H203V167H202ZM215 168H216V167H215ZM68 169H69V168H68ZM93 169H94V168H93ZM178 169H180V168H178ZM224 169H225V167H224ZM224 169H223V172H225ZM22 170H24V169L22 168ZM131 170H132V169H131ZM134 170H135V169H134ZM203 170H204V169H203ZM205 170H206V169H205ZM210 170H211V169H210ZM239 170H240V169H239ZM3 171H4V169H3ZM27 171H28V169L26 170V172H27ZM30 171H31V170H30ZM62 171H63V170H62ZM62 171H61V173H62ZM73 171H74L75 173H74V175H73V178H72L71 181H70V185H71L72 189L69 190V196H68L70 199L74 198V192H75V190H73V188L75 189V187H74V186L76 185V183H75V182H76L75 174H76V171H78V170H76V171L73 170ZM79 171H80V168H79ZM91 171H92V170H91ZM93 171H94V170H93ZM150 171H151V170H150ZM198 171H199V170H198ZM208 171H209V170H208ZM229 171H230V170H229ZM7 172H8V171H7ZM24 172H25V170H24ZM28 172H29V171H28ZM28 172H27V173H28ZM35 172H36V171H35ZM129 172H132V171H129ZM233 172H234V171H233ZM78 173H79V172H78ZM90 173H91V172H90ZM167 173H168V172H167ZM216 173H217V172H216ZM229 173H230V172H229ZM231 173H232V172H231ZM234 173H235V172H234ZM245 173H247V172H245ZM3 174H4V173H3ZM91 174H92V173H91ZM204 174H205V173H204ZM213 174H214V173H213ZM217 174H218V173H217ZM221 174H222V173H221ZM0 175H1V174H0ZM55 175L57 176V174H55ZM205 175H206V174H205ZM240 175L242 176V174H240ZM28 176H29V175H28ZM51 176H52V175H51ZM76 176H77V174H76ZM81 176H82V175H81ZM86 176H87V175H86ZM103 176H104V174H103ZM146 176H147V175H146ZM175 176H176V175H175ZM215 176H216V175H215ZM87 177H88V176H87ZM226 177H227V176H226ZM228 177H229V176H228ZM251 177H252V176H251ZM24 178H25V176H24ZM83 178H84V177H83ZM83 178H82V181H83ZM214 178H215V177H214ZM241 178H242V177H241ZM252 178H254V177H252ZM44 179H45V178H44ZM46 179H47V178H46ZM199 179H200V177H199ZM29 180H30V178H29ZM202 180H203V179H202ZM210 180H211V179H210ZM59 181H60V179H59ZM61 181H62V179H61ZM135 181H136V180H135ZM199 181H200V180H199ZM233 181H234V178H233ZM200 182H201V181H200ZM202 182H203V181H202ZM248 182H249V181H248ZM47 183H48V181H47ZM57 183H58V181H57ZM85 183H86V182H85ZM60 184H61V183H60ZM159 184H160V183H159ZM218 184H219V183H218ZM227 184H229V182H228ZM261 184H263V183L261 182ZM48 185H49V184H48ZM85 185H86V184H85ZM85 185H84V186H85ZM131 185H132V184H131ZM190 185H191V184H190ZM223 185H224V184H223ZM179 186H180V185H179ZM179 186H178V187H179ZM248 186H249V185H247V187H248ZM42 187H43V186H42ZM138 187H139V186H138ZM258 187H259V186H258ZM61 188H62V187H61ZM67 188H68V187H67ZM84 188H85V187H84ZM166 188H167V187H166ZM187 188H188V186H187ZM208 188H209V187H208ZM211 188H212V187H211ZM245 188H246V187H245ZM192 189H193V188H192ZM201 189H202V188H201ZM52 190H53V188L51 189V191H52ZM129 190H131V189H129ZM189 190H190V189H189ZM245 190H246V189H245ZM48 191H49V190H48ZM54 191H55V190H54ZM181 191H182V190H181ZM76 192H77V191H76ZM202 192H203V191H202ZM252 192H253V191H252ZM252 192L250 191V193H252ZM46 193H47V192H46ZM65 193H66V192H65ZM210 193H211V192H210ZM250 193H249V190H248V194H249V195H250ZM255 193H256V192H255ZM50 194H51V193H50ZM61 194H62V192L59 193V195H61ZM201 194H202V193H201ZM44 195H45V193H44ZM59 195H58V196H59ZM79 195H82V194H79ZM203 195H205V194H203ZM253 195H254V194H253ZM42 196H43V195H42ZM45 196H46V195H45ZM206 196H207V194H206ZM210 196H211V195H210ZM210 196H208V197H210ZM51 197H52V196H51ZM51 197H50V198H51ZM55 197H56V196H55ZM64 197L66 198V196H64ZM86 197H87V196H86ZM169 197H170V196H169ZM173 197H174V196H173ZM202 197H203V196H202ZM215 197H216V196H215ZM243 197L246 199L245 196H243ZM58 198H60V197H57V199H55V200H58ZM170 198H171V197H170ZM216 198H217V197H216ZM256 198H257V197H256ZM45 199H46V198H45ZM53 199H54V198H53ZM84 199H85V198H84ZM202 199H203V198H202ZM205 199H206V198H205ZM213 199H214V198H213ZM261 199H262V197H261ZM190 200H191V199H190ZM208 200H209V199H208ZM208 200H207V201H208ZM214 200H215V202L217 201L216 199H214ZM214 200H213V202H214ZM247 200H248V199H247ZM247 200L244 201V202H247ZM46 201H47V200H46ZM46 201H45V202H46ZM48 201H49V200H48ZM50 201H51V200H50ZM59 201H61V198H60V200H58V201H56V202L58 203ZM202 201H203V200H202ZM205 201H206V200H205ZM205 201H203V202L205 203ZM211 201H212V200H211ZM211 201H210V202H211ZM237 201H238V200H237ZM237 201H236V203L239 202V201H238V202H237ZM242 201H243V199H242ZM258 201H259V200H258ZM54 202H55V201H54ZM54 202H53V203H54ZM63 202H64V201H63ZM69 202H70V201H69ZM71 202H72V201H71ZM75 202H76V201H75ZM192 202H193V201H192ZM72 203H73V202H72ZM168 203H169V202H168ZM168 203H167V205H168ZM206 203H208V202H206ZM234 203H235V202H234ZM236 203H235V204H236ZM248 203H249V202H247V205H248ZM250 203H251V202H250ZM213 204H214V203H211V206H212ZM242 204H243V203H242ZM61 205H62V204H61ZM65 205H66V204H65ZM72 205H73V204H72ZM204 205H205V204H204ZM237 205H238V204H237ZM243 205H244V204H243ZM243 205H241V206L243 207ZM70 206H71V205H70ZM74 206H75V204H74ZM76 206H77V205H76ZM209 206H210V205H209ZM233 206H235V205H233ZM250 206H251V205H250ZM37 207H38V206H37ZM43 207L45 208V204H44ZM46 207H47V205H46ZM49 207H50V206H49ZM59 207H60V206H59ZM177 207H178V206H177ZM242 207H241V208H242ZM53 208H54V207H53ZM69 208H70V207H69ZM203 208H204V207H203ZM231 208H232V206H231ZM255 208H256V207H255ZM258 208H259V207H258ZM72 209L74 210V208H72ZM176 209H177V208H176ZM201 209H202V208H201ZM209 209H210V208H208V210H209ZM234 209H236V208H234ZM55 210H56V209H55ZM67 210H68V209H67ZM180 210H181V209H180ZM231 210H232V209H231ZM236 210H237V209H236ZM53 211H54V210H53ZM70 211H71V210H70ZM172 211H173V210H172ZM233 211H234V210H232V212H233ZM238 211H239V210H238ZM243 211H244V210H243ZM245 211H246V210H245ZM168 212H169V211H168ZM236 212H237V211H236ZM70 213H72V212H70ZM170 213H171V212H170ZM204 213H205V212H204ZM263 213H264V212H263ZM74 214H75V213H74ZM37 215H39V213H38ZM71 215H72V214H71ZM205 215H206V214H205ZM233 215H234V214H233ZM240 215H241V213H240ZM72 216H73V215H72ZM132 216H133V215H132ZM231 216H232V214H231ZM173 217H174V216H173ZM177 217H178V216H177ZM235 217H236V216H235ZM231 218H232V217H231ZM231 218H230V219H231ZM238 218H239V217H238ZM238 218H237V219H238ZM240 218H241V216H240ZM244 218H245V217H244ZM230 219H229V220H230ZM241 219H242V218H241ZM241 219H240V220H241ZM250 219H251V218H250ZM40 220H41V219H40ZM49 220H50V219H49ZM237 221H239V219H238ZM70 222H71V221H70ZM233 222H234V221H233ZM235 223H236V222H235ZM238 223H239V222H238ZM70 224H71V223H70ZM239 224H240V223H239ZM246 224H247V223H246ZM246 224H245V225H246ZM253 224H254V223H253ZM233 225H234V228H235V224H233ZM237 225H238V224H237ZM228 226H229V225H228ZM255 226H257V225H255ZM255 226H254V227H255ZM70 227H71V225H70ZM221 227H222V226H221ZM236 227H237V226H236ZM242 227H243V226H242ZM247 227L249 228V225H248ZM234 228H232V230H233ZM239 228H240V227H239ZM70 229H72V228H70ZM237 229H238V228H237ZM243 229H244V228H243ZM246 229H247V228H246ZM255 229H257V228H255ZM241 230H242V229H241ZM254 231H255V230H254ZM257 231H258V230H257ZM181 232H182V231H181ZM229 232H230V231H229ZM234 232H237V230L234 231ZM242 232H243V231H242ZM246 232H247V231H245V232H243V233H246ZM239 233H240V230H239ZM253 233H254V232H253ZM255 233H256V231H255ZM230 234H231V233H230ZM233 235H234V234H232V236H233ZM69 236H72V234H69ZM240 236H241V235H240ZM68 240H69V239H68ZM186 240H187V239H186ZM70 242H71V241H70ZM213 245H214V244H213ZM240 245H241V244H240ZM69 246H70V245H69ZM257 246H258V245H257ZM259 249H260V248H259ZM261 249H262V248H261ZM69 250H70V248H69ZM69 250H68V251H69ZM213 252H214V251H213ZM257 252L259 253V251H257ZM68 254H69V253H68ZM263 254H264V253H263ZM261 255H262V254H260V256H261ZM254 257H256V256H254ZM261 258H262V257H259L258 259L261 261V260H262ZM136 260H137V259H136ZM260 261L257 260L258 263H259ZM230 262H231V261H230ZM261 263H262V262H261ZM262 264H263V263H262Z\"/></svg>",
    "mask_w": 264,
    "mask_h": 264
}]
</instances>
